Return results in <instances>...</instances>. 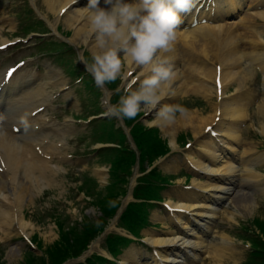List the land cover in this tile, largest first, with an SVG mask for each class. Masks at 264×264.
<instances>
[{"label":"clouds","instance_id":"9594fccd","mask_svg":"<svg viewBox=\"0 0 264 264\" xmlns=\"http://www.w3.org/2000/svg\"><path fill=\"white\" fill-rule=\"evenodd\" d=\"M193 4L194 0H87L82 12L94 44L90 62L84 61L86 70L99 87L118 79L125 82L115 89L117 102L107 105L106 115L134 120L141 112H155L161 126H172L178 115H188L181 104L161 102L175 95L179 70L169 53L181 14ZM134 70L138 71L130 79Z\"/></svg>","mask_w":264,"mask_h":264},{"label":"bare ground","instance_id":"6f19581e","mask_svg":"<svg viewBox=\"0 0 264 264\" xmlns=\"http://www.w3.org/2000/svg\"><path fill=\"white\" fill-rule=\"evenodd\" d=\"M44 1H45L46 5H47V9L50 12H52V13H54L56 15V20L59 19V15H60L59 12H60V10L62 8H64V7L65 8L67 7L66 10H65V14H64V20L69 25H71V26L74 27V30L76 31L74 35L80 36V37L82 36L84 40L90 39L91 40L92 47H93L94 41H93V39H91V38L88 37L89 23H88L86 14H84L82 12V9L87 4L85 0H78L76 3H73V0H44ZM248 3L250 5H252V7L248 6ZM243 7H245V13H244L243 17L238 21L239 23H242L243 20L246 19V18H248L250 15L251 16L260 17V18H264V0H209V3H207V0H194V4L191 7V9L186 12L187 15H188L187 18H185V21H184L186 23V25H183V28H181L182 29L181 31H177V38H176V41L175 42H178V40H181L180 39V35H182V39L184 41H186V43L190 39H191L190 41H193V42L196 41L194 39H196L199 35L205 34L203 32V30H200V31H197V32L196 31H193L194 29H198V28H200V29L207 28V29H210L211 31L212 30H215V32L217 33V35L219 34V36H220L221 34L224 33V31L227 30V27L230 26V25H226V23H228V22H224V18L227 19V17L229 15H231V14H233L235 12H239ZM203 18H205V21L203 23H206V24H202L201 23L200 20L203 19ZM193 20H195V23H196L195 25L192 24V22H194ZM249 28H247V30ZM228 29L234 31V29L232 27H228ZM244 29L245 28H243V30ZM252 32H255V31L252 30ZM258 32H256V33H258ZM249 33H251V32H249ZM256 33H255V35H256ZM213 38H215V36H213ZM234 38H236V37H234ZM204 39H206V37ZM210 39H206V40H209V42H210ZM253 40H255V37H254ZM5 41L6 40L1 39L0 40V44L1 43H4ZM229 41H230V39H225L224 40V44H222L221 50L217 54H214L213 55L214 60H215V63H214L215 64L214 65L215 71L214 72H211V76H212L211 78H212V83H213L212 90L215 91L216 96L218 97V99H221L223 96H228L225 93V89L228 87V85L235 83V87H234V90L235 91H232L229 94L232 97L231 100H230V102H228L227 104L223 105L220 108H218L216 106L215 107V110H214V114H216V111L217 110L219 111V115H220L219 125L221 127L222 132H224V133H228V132L230 133L232 131L231 128L236 124L237 115L239 116V113L240 112L246 111L247 105L244 102H246V101H252V100L255 99V96H254V94L252 92L253 91V87H254V82H255V77H254V74H253L254 69L252 67H254L257 70H259L260 72H262V76L263 77H262L261 86L264 89V51L259 54L258 58L250 59V60L247 61V63L245 62V64L251 70L249 69L247 71V74L243 76V75H241V74L238 73L239 70H241V68L239 67L240 69H236L237 62L234 59L233 54L231 53V50L232 49L231 48H230L231 50L228 49V47H229V45H228ZM262 41H263V39H262ZM216 42H218V44H221L222 43V42L220 43L218 41V39H217ZM196 43H197V41H196ZM202 43H203L202 45L205 48V45L206 44L204 45V42H202ZM257 43H260V42L258 41ZM188 44H189V42H188ZM193 44H191V45H193ZM252 44H254V43H252ZM210 45L208 44V47L207 48H210L209 47ZM186 46H188V45L186 44ZM211 46H213V45H211ZM174 47H176V46H174ZM186 48L187 47H183V49H186ZM207 48H205V49L207 50ZM171 52H173V51H171ZM185 53L186 52L184 51V54ZM197 53L199 54V52H197ZM253 53H254V51H253ZM249 55H251V54L249 53ZM175 56H177V55L175 54ZM196 56H198V55L196 54ZM187 57H189V56H187ZM193 57H195V56H193ZM238 57L241 59V55H239ZM191 58H192V56H191ZM175 60H174L175 67L178 70L182 69V67L184 66V63H183V66L179 69L178 66L176 65V61ZM189 60H191V59H189ZM196 60H197V58H196ZM185 61H186V59H185ZM188 61H186V62H188ZM195 63H196V61H195ZM201 63L202 62H200V64ZM190 64L193 67V64L192 63H190ZM197 64H199V63L197 62ZM200 64H199V66H200ZM194 65H196V64H194ZM188 68H190V66ZM190 69H192V68H190ZM208 70H209V68H208ZM243 70H244V68H243ZM188 71H189V69H188ZM203 71H205V70H203ZM188 73L189 72H187V74ZM192 73H194V72H192ZM202 73H204V72H202ZM206 75H208V74H206ZM208 77H210V76H208ZM217 77L219 79V85H220V90L219 91H220V93H217L216 86H215V80H216ZM179 78L180 77L178 76V79L176 80V82L174 84V92H175V95L176 94H184L186 92V89H184V88L181 87V85L183 83L182 84H179V82H180V79ZM188 78H189V76H188ZM202 78H204V76ZM205 78H204V80H205ZM187 79H185V80H187ZM198 81H196V82H198ZM189 82H190V80H189ZM246 83L250 84V87H248L247 89L244 90L243 88L246 86ZM236 84H237V86H236ZM190 86H191V83H190ZM187 87H189V86H187ZM202 89L204 90V88H202ZM241 89H243V90H242L241 94H239V91ZM202 95L204 96V98L208 99L211 96V92L210 91H204V93H202ZM174 96H171L169 98H166L161 103L162 104H170L171 101H172V98ZM235 101H238V102L235 103ZM258 107L261 110V112L263 114V118H264V98L262 99V102L259 103V106ZM194 115H195V111L194 110H188V115L186 117H180L179 116L178 119H177V122L174 125H172V126H162L161 127V129L165 133H168L169 136H171L170 144H171V146L173 148L176 147V143H175L174 137H175V134H176L178 128L179 127H185L187 125H190L192 123L193 119H194ZM153 123L154 122H152L151 124H153ZM155 124L158 125L156 119H155ZM207 125L208 124H205L204 127H206ZM263 127H264V124H263ZM41 135H42V137L44 139L47 140L46 147H45V151H43V153L44 154H48L50 156V158H52L54 156V154L59 150V147L51 139L49 131H46L44 133H41ZM233 136L238 140V135L236 133H234ZM205 137H206L205 139H201V140L198 141L197 144L199 145V147L191 148V149H189L187 151L186 158L191 162V164L196 169L202 171L204 173V175L209 179V181H212V179L214 180V177L212 176L213 174H215L216 176H224L226 174H229L231 170H230L228 164H226V163L223 164V165H221V166H219V167H216V168L212 167V162L214 161V159L217 156V150L219 148V145L224 146L225 143H226V141L222 140L221 143H216L214 141V139L211 138L210 136H205ZM36 145H38V143L35 142V141H32V140L31 141H28L27 144H26V146H27V148L29 150H33L34 146H36ZM195 155H197V157H195ZM0 156L2 157L3 154L0 153ZM28 158L29 159H32V160H37V161H45V159L41 155H39L37 153H31V154H29L28 155ZM20 160H24V159H20ZM214 183H216V182H214ZM211 188H213V190H215V189L222 190L225 187H223L221 184H218L217 183V184H212L211 185ZM206 190H208V189H204V188L201 189V191L203 193ZM203 193L200 196L204 200L205 199V196H204ZM18 198L20 200L23 199L22 193H18ZM208 198H210L213 201L220 200V198H222V193L220 192L218 194H214V192H213V193H211L208 196ZM19 203H20V201H19ZM183 205L186 206V204H183ZM212 208H214L215 214L219 211V208L218 207H212ZM8 217L11 218L12 220H15L19 224V227L20 228H23L28 233L27 229H28V227H29L30 224L23 219L22 214H21V209H20V206H19L18 203L15 204V208H12L10 210V212L8 213ZM166 242H168V241H166ZM212 250H213V252L217 253L219 256H223L224 255V248L222 247V245L212 246ZM8 255L9 256H12L10 253H8ZM13 257H14V255H13Z\"/></svg>","mask_w":264,"mask_h":264},{"label":"rangeland","instance_id":"374dc122","mask_svg":"<svg viewBox=\"0 0 264 264\" xmlns=\"http://www.w3.org/2000/svg\"><path fill=\"white\" fill-rule=\"evenodd\" d=\"M37 3H38V6H39V8H40V11L42 12V13H44V12H46V8H45V6L43 5V0H37ZM18 6V2H17V0H0V32H2V33H4L5 31H8L10 28H11V24H9V23H4V22H2V19H6V18H8V16H10V15H8V10H11V15L12 16H14V18H13V22H14V25L15 24H17L18 22H17V17H16V15H15V12L16 11H12L14 8H16ZM51 17H53V15L52 14H49ZM241 15V14H240ZM239 16V15H238ZM259 19L261 20V21H259ZM264 24V19H261V18H259V17H255V18H249V19H246V21L244 22V24H239V25H233L232 27H235L236 28V31H237V33H238V37L240 38L239 40H238V44H235V46H233V45H231V46H229V50H231V52H234L235 51V49L236 50H239L240 49V51L243 53V58L242 59H240V61L242 62V63H245L248 59H251L253 56H254V54L255 55H257L261 50H262V48H263V43L261 42V40H259L260 39V36L261 37H263L264 38V32H261L260 30H262L263 29V26H261V25H263ZM15 26H17V25H15ZM250 27V28H249ZM243 28H245L244 30H243ZM247 28H249L248 30H247ZM253 31H255V32H252V30ZM214 31V32H213ZM251 32V33H249V32ZM259 31V32H258ZM256 32H258V33H256ZM255 33H256V35H255ZM251 34V35H250ZM253 34V35H252ZM213 36H215V38H213ZM206 37V39H210V42H209V40H206V39H204V38ZM208 37V38H207ZM221 37V38H220ZM228 37V33H224L222 36L220 35L219 36V34L217 35V33L215 32V30H209L208 31V33H207V35L205 34L204 36H201V37H198L197 39H196V41H197V43H196V41H187V43H186V41H184L183 39H182V35L180 36V39L181 40H178V43H177V45L175 44L174 46H176V47H173V52H171L169 55H171L172 56V59H173V61L175 60V61H177V63H178V66H179V68H181L182 66H183V61H185V59H186V61H188L189 59H191V60H189L188 62H186L185 61V65L182 67V69H180L179 70V79H180V82H179V84H182V86H189V87H191V86H193V84L196 82V81H202V84H204L205 86H208L209 85V82H212L211 81V79H210V77H208V76H211V72H213L214 71V69H213V65H214V63H215V60H214V57H213V55L214 54H217L220 50H221V47H222V44H218V42H216L217 41V39H219V41L220 42H223V38H227ZM254 37H255V40H253L254 39ZM200 38V39H199ZM203 39V40H202ZM213 39V40H212ZM216 39V40H215ZM221 39H222V41H221ZM193 40V39H192ZM200 40V41H199ZM207 42H206V41ZM253 40V41H252ZM185 43H184V42ZM260 42V43H257V42ZM183 42V43H182ZM188 42H189V44H188ZM194 44H193V43ZM202 45L203 43L202 42H204V45H205V48H207L208 47V44L210 45H213V46H209L210 48H207V50L204 48V46L202 45H200L199 43ZM206 42V43H205ZM252 43H254V44H252ZM186 44L188 45V46H186ZM191 44H193V45H191ZM196 44V45H195ZM191 45V46H190ZM198 45V46H197ZM200 46V47H199ZM182 47H188L187 49H185V50H182V51H180V49L182 48ZM190 47V48H189ZM234 47V48H233ZM178 50H177V49ZM199 48V49H198ZM231 48V49H230ZM204 49V50H203ZM189 50V51H188ZM195 50V51H194ZM177 51V52H176ZM184 51L186 52L185 54L187 55V56H189V57H187L185 54H184ZM198 55V56H196V54L194 53V52ZM203 51V52H202ZM215 51V52H214ZM253 51H254V53H253ZM180 54H179V53ZM190 52V53H189ZM193 52V53H192ZM197 52H199V54L197 53ZM202 52V53H201ZM252 52V53H251ZM178 53V54H177ZM205 55H204V54ZM249 53L251 54V55H249ZM175 54L177 55V56H175ZM185 56H184V55ZM190 54V55H189ZM246 54V55H245ZM191 56H192V58H191ZM193 56H195V57H193ZM177 57V58H176ZM213 57V58H212ZM184 58V59H183ZM189 58V59H188ZM196 58H197V60H196ZM183 59V60H182ZM195 61H196V63H195ZM202 62L201 64H200V62ZM239 61V60H238ZM197 62L200 64V66H199V64H197ZM180 63V64H179ZM190 63H192L193 64V67L195 68H193L192 67V65L190 64ZM194 64H196V65H194ZM181 65V66H180ZM206 65V66H205ZM239 65V67L241 68V70H240V73H241V75H246L247 73H246V68L245 67H242L240 64H238ZM190 66V68H192V69H190V68H188ZM197 68H196V67ZM200 69H199V68ZM208 68H209V70H208ZM239 68V69H240ZM243 68H244V70H243ZM188 69H189V71H188ZM207 69V70H206ZM192 70V71H191ZM203 70H205V71H203ZM211 70V71H210ZM213 70V71H212ZM209 71V72H208ZM187 72H189L188 74H187ZM192 72H194V73H192ZM200 72V73H199ZM202 72H204V73H202ZM199 75H198V74ZM210 73V74H209ZM201 74V75H200ZM206 74H208V75H206ZM185 75V76H184ZM187 75V76H186ZM193 75V76H192ZM195 75V76H194ZM182 76V77H181ZM188 76H189V78H188ZM204 76V78H205V80H204V78H202ZM184 77V78H183ZM195 77V78H194ZM201 77V78H200ZM190 80V82H189V80ZM194 80H193V79ZM200 78V79H199ZM185 79H187V80H185ZM184 82H183V81ZM193 80V81H192ZM196 80V81H195ZM187 83H186V82ZM198 81V82H199ZM204 81V82H203ZM206 82V83H205ZM190 83H191V86H190ZM199 83H201V82H199ZM187 84V85H186ZM248 87H250V84H248V83H246V86L243 88L244 90L245 89H247ZM189 110H192V109H189ZM255 112H256V109L251 105V104H247V110H246V114L244 115V116H248L250 119H252V115H254L255 114ZM204 113H206V115H209V112H207L206 110H204ZM181 130H184V128H180L179 129V131H181ZM178 131V132H179ZM247 136H248V139L251 141V142H253L254 143V145H258V146H260L261 144H263L264 143V135L262 136V137H257V133L256 132H251V133H249V134H247ZM183 139V135H181L180 136V138H179V140L181 141ZM237 220V217L236 216H233V219H229V218H227L224 214H221L220 215V218L218 219V222H217V225H218V227H219V230H221V229H225L226 228V225H227V222L228 221H236ZM41 238L43 239V241L44 242H47L48 240L47 239H45V237L42 235L41 236ZM247 250V248H245L244 250H240V251H238V255L234 258V259H240L241 257H242V255H243V252L244 251H246ZM8 252L9 251H6V252H3V251H0V261L3 263V264H20V263H18V261H20L21 259H17V258H15V257H13V256H7V254H8Z\"/></svg>","mask_w":264,"mask_h":264},{"label":"snow or ice","instance_id":"6c2138e0","mask_svg":"<svg viewBox=\"0 0 264 264\" xmlns=\"http://www.w3.org/2000/svg\"><path fill=\"white\" fill-rule=\"evenodd\" d=\"M15 69H11L9 70V72L6 74L7 76H11L12 72H14ZM217 84L219 85V79L217 80ZM208 131H211V128L209 127V129H207Z\"/></svg>","mask_w":264,"mask_h":264}]
</instances>
